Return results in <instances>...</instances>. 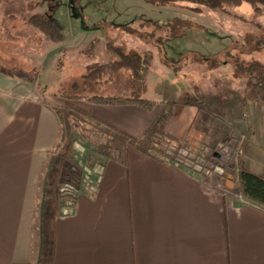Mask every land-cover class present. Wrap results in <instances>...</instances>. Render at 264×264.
I'll use <instances>...</instances> for the list:
<instances>
[{
  "label": "crops",
  "instance_id": "crops-1",
  "mask_svg": "<svg viewBox=\"0 0 264 264\" xmlns=\"http://www.w3.org/2000/svg\"><path fill=\"white\" fill-rule=\"evenodd\" d=\"M10 3L19 6L15 12L30 27L25 45L34 44L33 55L41 47L52 54L64 45L37 34L33 39V28L24 20L47 15L53 11L52 3L0 0ZM15 17L16 13L6 15ZM8 64L10 68L0 64V264H28L37 262L42 250L45 202L40 189L61 136L58 109L51 98L61 104L64 99L38 82L39 60L33 59V71L22 73L12 68L26 67L14 60ZM158 89L161 99L157 94L147 96L157 102L152 111L136 105L77 103L106 126L139 137L173 101L164 95H172V88ZM254 103L248 104L255 136L251 167L246 164L249 146L243 157L246 168L264 178V127L259 119L264 105ZM201 109L191 104L176 108L165 131L185 147L194 145L201 139L199 130L194 132ZM128 151L127 166L107 160L95 194L78 192L72 213L56 221L54 264H264L263 209L238 195L226 200L229 193L223 187L230 186L218 175L214 185L133 147Z\"/></svg>",
  "mask_w": 264,
  "mask_h": 264
},
{
  "label": "rangeland",
  "instance_id": "rangeland-1",
  "mask_svg": "<svg viewBox=\"0 0 264 264\" xmlns=\"http://www.w3.org/2000/svg\"><path fill=\"white\" fill-rule=\"evenodd\" d=\"M48 1V5L52 3L53 11L47 15L61 24L64 45L52 54L46 53L47 49L41 47L38 56L33 55L34 44L33 47L25 45L30 36V27H25L21 15L15 12L19 6L0 4L1 65L10 68L8 62L14 60L27 69L15 66L12 70L22 73L24 70L33 71V59H37L38 82L42 86L47 84L50 93L62 94L69 93L72 84L86 73L88 64L109 61L108 43L122 47L128 53L152 52L147 89L142 96L147 98L155 94L156 97L157 94L158 99H161L158 88H172V95L167 92L164 94L167 100L173 99L171 103L187 102L203 111L194 127V132L199 130L201 139L192 146L186 145L183 152L191 154L200 166L199 163L213 165L217 177L219 172H216L222 167H225L224 174H231L237 159L244 156L246 146H249L246 164L251 167V153L254 151L251 145L254 146L255 136L248 126L250 123L253 125L254 118L253 115L249 118L248 111L246 115L243 114L242 97L250 91L248 67H264V47H259L264 40V9L259 12L249 4H242L230 8L228 12L208 10L199 14L175 6L157 7L145 0ZM9 12L16 13V17L6 18ZM177 20L197 26H182ZM170 23L173 27L168 26ZM32 28L33 39L34 34L47 37ZM181 28L183 36L168 40L161 38L164 33H176ZM93 44L95 55L92 60L86 52ZM51 101L58 110L64 107L58 99L51 98ZM259 119L264 127V116ZM68 124L71 127L68 143L73 144L74 158H66L64 152L58 157L49 158V163L55 164L64 181L77 183L75 177L79 176L80 184H77L81 188L88 172H93L89 175L90 180H96V170L108 158L97 134L83 129L84 125L75 126L70 116ZM224 145H231L240 152L234 158L233 168L227 164L219 169L217 160L213 158V154L220 152L219 147ZM200 166L196 165L198 168ZM44 181L40 189L41 197L45 190ZM227 184L232 186L230 180ZM223 189L230 193L226 186Z\"/></svg>",
  "mask_w": 264,
  "mask_h": 264
},
{
  "label": "trees",
  "instance_id": "trees-1",
  "mask_svg": "<svg viewBox=\"0 0 264 264\" xmlns=\"http://www.w3.org/2000/svg\"><path fill=\"white\" fill-rule=\"evenodd\" d=\"M145 1L157 7L175 6L199 14L208 10L228 12L230 8L242 4H249L255 11L259 12L264 9V0ZM24 20L28 25L46 35L54 44L59 45L62 43V26L57 19L50 18L48 15L35 14L26 17ZM177 22L186 27L197 26L196 24L183 21L177 20ZM160 26H163L161 28L165 31L164 25L161 24ZM168 26H172L171 23ZM183 35L184 32L181 28V31L176 33H164L161 38L168 40L170 38H179ZM261 42L262 44L259 47H264V40ZM94 50L95 45L93 44L86 52V55L92 60L95 55ZM107 53L109 56L108 62H92L88 64L86 73L72 84L69 93L58 94L60 98L64 99L62 110L55 109L61 125V136L51 156L58 157L65 152L66 158H74L73 144L68 143L71 134V127L68 124L70 116L75 121V126L84 125L83 129L99 136L100 146L106 150L108 160H115L127 166L129 160L128 149L133 147L146 156L181 170H185L186 167L194 168L196 165L200 166L197 160L192 159L191 154L183 152L185 148L184 142L165 131V126L173 116L175 109L182 105H188L187 102L180 103L175 101L168 103L156 121L144 130L139 137H134L106 126L95 119L90 110L77 104V101H83L93 105H136L147 111L155 109L157 102L142 96L147 89V76L152 65L153 53H128L122 47L111 43L107 44ZM163 63L166 64L165 62ZM247 78L250 82V91L242 97V112L244 115L248 111V103L250 101L264 105V67L260 65L248 67ZM245 120L250 122L248 118ZM248 128L249 131H253L251 123ZM245 163L244 157L240 156L237 159L236 167L229 176L232 184L229 188L230 193L225 198L231 201L234 200L232 193L237 194L250 204L264 210V178L247 169ZM200 167L202 172L207 170V173L203 174L205 178L216 180L213 165L203 164ZM75 179L80 184L79 176L75 177ZM44 180L45 190L42 197L45 207L40 221L42 250L38 261L28 264H54L57 242L56 221L63 216L62 208L65 202L70 199L75 201L77 193L83 191L81 185V188H79L77 183L70 180L64 181L53 162L48 163V170ZM67 184L75 187L77 192H62L61 189Z\"/></svg>",
  "mask_w": 264,
  "mask_h": 264
},
{
  "label": "built area",
  "instance_id": "built-area-1",
  "mask_svg": "<svg viewBox=\"0 0 264 264\" xmlns=\"http://www.w3.org/2000/svg\"><path fill=\"white\" fill-rule=\"evenodd\" d=\"M231 143V142H230ZM220 152H215L213 154V158H215L217 161L216 163L218 164V168L221 169V166H226L227 164H230L232 166V168L234 167V158L236 156H238L240 154V152L237 149H234L231 145H224V146H220L219 147ZM169 162V160H167ZM218 161H221V163H218ZM201 165H203L202 163H199ZM222 170H217L216 173H218V176H220V178L222 177V180L226 183H228L229 176L230 174H224L223 170L225 169V167H222ZM102 167H99L96 170L95 173V181L90 180L91 177L89 175H92L93 172H88L89 175L85 176L84 179L82 180V189L84 192L90 194V195H94L95 192L97 191V185L99 182V175L101 172ZM185 172L191 176H195V177H199V176H203L204 177V173H207V170H205L204 172H202L201 168L196 167V168H191V167H186L185 168ZM233 172V171H232ZM209 181H211V184L214 183V185H217L219 182L217 180H211V178H206ZM228 179V181H227ZM62 192H70V193H76L77 189L75 187L66 185L64 188L61 189ZM73 205H74V201L73 199L68 200L67 202H65L62 211H63V215H68L71 214L73 211Z\"/></svg>",
  "mask_w": 264,
  "mask_h": 264
}]
</instances>
